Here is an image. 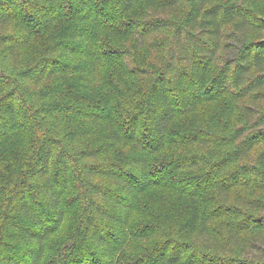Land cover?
<instances>
[{"label":"trees","instance_id":"16d2710c","mask_svg":"<svg viewBox=\"0 0 264 264\" xmlns=\"http://www.w3.org/2000/svg\"><path fill=\"white\" fill-rule=\"evenodd\" d=\"M141 1L0 0V143L21 131V102L43 127L58 123L26 155L0 147V264H264V0H158L134 17ZM183 5L180 22L164 18ZM40 38L46 47L25 64L23 50ZM124 56L130 68L118 65ZM236 88L248 104L225 152L151 163L174 119ZM80 122L104 126L102 139L75 149L90 131L64 126ZM126 145L134 152L112 158ZM72 165L88 180L89 205L52 245L65 232ZM162 187L169 196L156 209L139 202ZM140 206L146 223L132 224ZM128 244L143 249L122 259Z\"/></svg>","mask_w":264,"mask_h":264},{"label":"rangeland","instance_id":"374dc122","mask_svg":"<svg viewBox=\"0 0 264 264\" xmlns=\"http://www.w3.org/2000/svg\"><path fill=\"white\" fill-rule=\"evenodd\" d=\"M158 0H142L138 5L134 12V17H138L140 14H143L147 12V7L151 4V2H157ZM186 12V5H183L175 14H165L163 15L164 18H171L172 22H180L184 14ZM64 24H58L55 27V32L59 30V28L63 27ZM172 29L165 30L163 33L155 36L153 40L154 46H159L161 48H164L171 37ZM109 39V34L105 32H97L98 38H104ZM262 37L264 39V33L257 36ZM44 39V38H43ZM105 39V40H106ZM111 39V38H110ZM115 39V38H114ZM107 44L110 45V42L107 41ZM47 41H43L40 39H34L31 44H29L24 50L23 55L25 58V64H28L29 61L33 62L36 60V57L40 53V51L46 47ZM120 47H122L120 45ZM128 48V45H126ZM154 56V53L149 52V54L145 55V61H150V57ZM124 56V62L121 61L120 64H118L120 67L127 66L130 68L133 63H130L127 59L125 60ZM28 60V61H27ZM152 60V59H151ZM5 66L7 68H14L12 64L7 63ZM50 83H47L44 86H49ZM43 86V87H44ZM5 84L2 86L0 81V95L5 90ZM107 90V89H106ZM105 90V91H106ZM238 89H231V91L224 97H220L214 102L204 104L200 106L195 112L189 114L188 116H179L176 119L173 120V122L170 125L169 129V145L167 146L166 151L162 153L160 156L155 157L151 160V163L155 165V163L158 161L160 163L164 161H172L176 158H180L181 156H184L186 154H210L212 156H219L223 152H225L229 146L227 141L225 140V135L228 134L231 130H234L239 125L240 120V108L244 105L248 104L245 102H237L233 98L234 92H236ZM27 95L26 100L28 98L27 103L33 105L35 108L39 106V101H37L35 104L32 102V99L28 97L30 94V90H26ZM25 95V96H26ZM34 101V100H33ZM260 105V103H258ZM28 107L21 102L19 106V116L20 120L23 122V125L21 126V131L17 133V135L12 136L6 140H3L2 143H0V147H5L7 151L14 152L15 154L21 156L26 155L30 152V146H34V144L38 140H43V142L48 138L49 133L53 131L56 132L57 128H55V125H58L57 122L54 123L51 127H43L42 124L39 123V118L36 116H30L28 114ZM72 126V127H71ZM65 131L69 130V127H71L70 130H84V128H88L90 131L91 136H87L85 139H80V143L78 142L76 145L73 144L74 148L76 149L77 145L79 148H84L87 146H90L91 144H95L99 142L102 137L104 136L103 130L105 129L104 126H101L100 128H89L87 123L80 122V123H73L72 125H65ZM48 133V134H47ZM187 133V134H196L198 137H203L205 141L202 143L195 142L191 145H188L187 147H181L176 145L175 142H173V139L179 136L180 134ZM209 140L211 142L217 143V145H209ZM4 150V152H7ZM8 151V152H9ZM134 151L131 149L130 145H126L122 148L117 149L116 152L112 153V158H117L119 156H124L128 153H133ZM164 160V161H163ZM20 159L16 158V161L13 162V167L15 170L19 168ZM71 176H70V186L67 194L65 195L64 203L66 207L68 208V215H67V224L63 228L65 232H61L60 235H57L54 240L51 241L53 243L52 245H56L58 243H63L66 237V234H68V231L70 230V226L76 225V218L72 217V215L75 212H81L85 215V209L89 205L88 196L85 191V185L87 184L88 180L86 178L82 177L81 173H79L77 167H71ZM193 170V169H192ZM182 171L180 173H177V176H184V174H188L190 171ZM90 181V180H89ZM168 192H165V188H160L158 190H151L143 194H138L139 202L148 204L150 203L152 205V208L156 209V206L160 203L162 200V197L164 198V195L166 198H168L169 195H167ZM202 211H200L201 213ZM79 215V213H77ZM137 215V217H136ZM136 215H134L132 224H137L139 222L146 223L147 216H145V212L140 206L136 212ZM82 216V215H81ZM137 222V223H135ZM192 231L190 236H195L196 231H193L192 229H189ZM190 231V232H191ZM66 233V234H65ZM146 247H148V244H145ZM51 248V246H50ZM125 249L121 250L119 252V255L122 257V259L127 258L126 256H132L136 257L138 254H140L141 250L143 249V245L137 247L131 246L130 244L126 245L124 247ZM53 254V253H51Z\"/></svg>","mask_w":264,"mask_h":264},{"label":"water","instance_id":"95a60500","mask_svg":"<svg viewBox=\"0 0 264 264\" xmlns=\"http://www.w3.org/2000/svg\"><path fill=\"white\" fill-rule=\"evenodd\" d=\"M264 42V41H263Z\"/></svg>","mask_w":264,"mask_h":264}]
</instances>
